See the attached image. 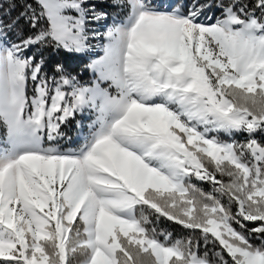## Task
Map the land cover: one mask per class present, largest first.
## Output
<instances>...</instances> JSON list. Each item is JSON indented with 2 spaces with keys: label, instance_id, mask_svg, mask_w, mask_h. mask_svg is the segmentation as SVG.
<instances>
[{
  "label": "snow or ice",
  "instance_id": "1",
  "mask_svg": "<svg viewBox=\"0 0 264 264\" xmlns=\"http://www.w3.org/2000/svg\"><path fill=\"white\" fill-rule=\"evenodd\" d=\"M0 264H264V0H0Z\"/></svg>",
  "mask_w": 264,
  "mask_h": 264
},
{
  "label": "trees",
  "instance_id": "2",
  "mask_svg": "<svg viewBox=\"0 0 264 264\" xmlns=\"http://www.w3.org/2000/svg\"><path fill=\"white\" fill-rule=\"evenodd\" d=\"M50 57L51 63H55L57 61L64 62L66 67L69 69V71L76 73L80 72L83 77H88V74L83 71L85 60L78 58V57H73V56H68L64 53H59L55 54L52 53L51 50L47 53ZM50 70H51V65H50ZM206 191H210V186L208 185H202ZM162 227L169 228L170 231L173 232V235L176 238H180L181 236L185 235V233L178 227V226H170L169 224H163Z\"/></svg>",
  "mask_w": 264,
  "mask_h": 264
},
{
  "label": "rangeland",
  "instance_id": "3",
  "mask_svg": "<svg viewBox=\"0 0 264 264\" xmlns=\"http://www.w3.org/2000/svg\"><path fill=\"white\" fill-rule=\"evenodd\" d=\"M84 78H85V79H87L88 77H86V76H85ZM71 132H72V131H71V130H69V134H70Z\"/></svg>",
  "mask_w": 264,
  "mask_h": 264
}]
</instances>
